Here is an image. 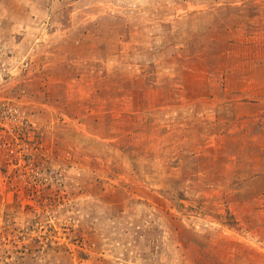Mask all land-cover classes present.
I'll return each mask as SVG.
<instances>
[{"label": "rangeland", "instance_id": "obj_1", "mask_svg": "<svg viewBox=\"0 0 264 264\" xmlns=\"http://www.w3.org/2000/svg\"><path fill=\"white\" fill-rule=\"evenodd\" d=\"M258 10L0 0V264H264L240 190L261 158L185 122L230 28Z\"/></svg>", "mask_w": 264, "mask_h": 264}, {"label": "crops", "instance_id": "obj_2", "mask_svg": "<svg viewBox=\"0 0 264 264\" xmlns=\"http://www.w3.org/2000/svg\"><path fill=\"white\" fill-rule=\"evenodd\" d=\"M243 18L250 20L251 26L243 24L230 28L229 34L235 36L233 41L219 56L216 69L207 70L204 75V93L198 96L206 108L197 111L190 107V119L185 122L189 128L188 137L197 123L196 131H203L205 142L221 141L223 149L226 147V151L240 162L247 161L250 155L255 160L261 158L260 167L263 168L258 171L257 167L250 173L251 177L247 176L240 190L244 195L242 206L254 215L242 220L245 224L255 220L254 225L260 227V240L264 243V23L259 22L264 19V11L247 13ZM192 77L191 86L197 87L198 77L194 74ZM195 94L197 90L191 91L189 96L193 103L198 100L194 101ZM181 109L178 110L181 112ZM178 130L182 133L181 128ZM179 138L182 141V136ZM234 146L241 150L231 151ZM252 181L254 185L250 186Z\"/></svg>", "mask_w": 264, "mask_h": 264}]
</instances>
